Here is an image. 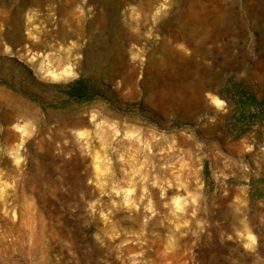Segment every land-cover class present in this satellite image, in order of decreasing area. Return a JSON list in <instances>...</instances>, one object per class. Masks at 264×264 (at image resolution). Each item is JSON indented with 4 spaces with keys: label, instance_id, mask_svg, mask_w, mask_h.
Here are the masks:
<instances>
[{
    "label": "rangeland",
    "instance_id": "1",
    "mask_svg": "<svg viewBox=\"0 0 264 264\" xmlns=\"http://www.w3.org/2000/svg\"><path fill=\"white\" fill-rule=\"evenodd\" d=\"M242 91L264 0H0V264H264Z\"/></svg>",
    "mask_w": 264,
    "mask_h": 264
},
{
    "label": "trees",
    "instance_id": "2",
    "mask_svg": "<svg viewBox=\"0 0 264 264\" xmlns=\"http://www.w3.org/2000/svg\"><path fill=\"white\" fill-rule=\"evenodd\" d=\"M66 94H67V99L64 100L61 103H58L56 105H54L55 107L57 106H71L74 104H82L85 102H90L93 99H95V94L91 93V89L90 87L82 80H76L74 81L66 90ZM241 97L243 100V105H248L250 103H256V104H260V106H262L264 104V99L262 100H257L256 98H254L253 96H251L249 93L246 92H241ZM40 106H42L43 108L46 107V105L41 102V101H36ZM264 107V105H263ZM263 109V108H261ZM264 111V110H262ZM206 170H208V168L206 167Z\"/></svg>",
    "mask_w": 264,
    "mask_h": 264
},
{
    "label": "crops",
    "instance_id": "3",
    "mask_svg": "<svg viewBox=\"0 0 264 264\" xmlns=\"http://www.w3.org/2000/svg\"><path fill=\"white\" fill-rule=\"evenodd\" d=\"M190 14V13H189ZM264 105V104H263ZM263 105L262 106H260V104H258V109H261L262 107H263Z\"/></svg>",
    "mask_w": 264,
    "mask_h": 264
}]
</instances>
